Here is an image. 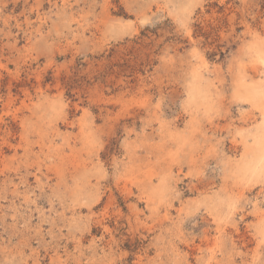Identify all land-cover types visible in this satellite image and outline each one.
I'll return each mask as SVG.
<instances>
[{
  "label": "rangeland",
  "instance_id": "obj_1",
  "mask_svg": "<svg viewBox=\"0 0 264 264\" xmlns=\"http://www.w3.org/2000/svg\"><path fill=\"white\" fill-rule=\"evenodd\" d=\"M262 90L264 0H0V264H264Z\"/></svg>",
  "mask_w": 264,
  "mask_h": 264
},
{
  "label": "bare ground",
  "instance_id": "obj_2",
  "mask_svg": "<svg viewBox=\"0 0 264 264\" xmlns=\"http://www.w3.org/2000/svg\"><path fill=\"white\" fill-rule=\"evenodd\" d=\"M262 92H264V90H262ZM257 141H258L257 153L255 154L252 160L248 161L245 164L244 167L245 169H248V172H250V174L256 171L258 165H261L262 166L261 169L264 170V137L259 138ZM259 173H261L260 170Z\"/></svg>",
  "mask_w": 264,
  "mask_h": 264
}]
</instances>
